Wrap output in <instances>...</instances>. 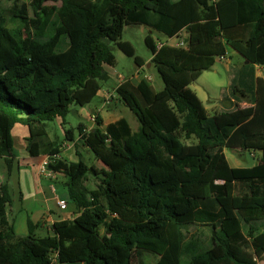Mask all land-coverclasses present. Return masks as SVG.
<instances>
[{
  "label": "trees",
  "instance_id": "1",
  "mask_svg": "<svg viewBox=\"0 0 264 264\" xmlns=\"http://www.w3.org/2000/svg\"><path fill=\"white\" fill-rule=\"evenodd\" d=\"M0 0V158L8 176L17 155L13 129L28 130L31 157L66 178L74 219L55 221L41 236L16 233L10 184L0 179V264H259L264 257V0ZM52 2V4H47ZM145 25L167 38L186 32L185 46L145 39L164 87L127 79L117 100L139 122L120 118L103 126L65 129L72 105L92 103L111 79L113 45L146 64L125 27ZM162 43L159 47L158 44ZM227 47L246 65L231 69L229 107L211 114L191 85ZM253 102L241 107V103ZM60 119L64 142L91 151L107 171L61 156L47 123ZM226 149L261 153L252 167H233ZM97 187L85 185L88 176ZM211 228L191 235L193 225ZM257 256V257H256Z\"/></svg>",
  "mask_w": 264,
  "mask_h": 264
},
{
  "label": "rangeland",
  "instance_id": "2",
  "mask_svg": "<svg viewBox=\"0 0 264 264\" xmlns=\"http://www.w3.org/2000/svg\"><path fill=\"white\" fill-rule=\"evenodd\" d=\"M1 8H6L11 5L10 0H1ZM29 2L30 0H22ZM47 4H52V2H48ZM186 34V33H185ZM147 36H151L155 40L159 39L161 42L169 43L171 45H177L181 40L185 41V36L180 38H167L162 34H159L155 31H152L145 25H129L125 27L123 32L122 41L129 42L135 49V53L137 56L144 59L147 65L144 66L143 70L148 74L151 78V83L156 91H160L164 87L163 80L160 74L157 71V68L151 62V51L148 49L145 43V39ZM159 41V42H160ZM230 48V47H229ZM232 49V48H231ZM113 52L116 55V65L114 67H107V71L111 74L112 78H117V75H121L123 78H117L116 82H122L127 79H134V74L137 69V66L132 57L127 56L123 51H121L117 46L113 45ZM226 58V59H225ZM227 60L231 62L230 70L226 69ZM246 65V61L244 58L237 52H234L232 55H226L223 58H219L215 60L214 65L208 71L203 72V76L199 77L197 81H195L190 87L192 90L196 91L198 95L204 101L205 106L208 107L211 114L217 113L221 111L222 108H226L230 106L228 101H224V97L229 96V85L231 82V69L240 70L242 66ZM258 73L263 76L264 79V70L262 68L258 69ZM111 80H108L104 83V87H108ZM117 83L115 84V86ZM105 102V101H104ZM253 103V102H252ZM251 102L241 103V107L251 106ZM97 115H100L104 123L113 122L120 118H126L133 130L136 132L139 128V122L134 116V114L130 111L128 107L123 105L120 101L114 98L111 99V103L103 105V99L101 93H99L92 103L87 106L80 107L77 105L71 106V111L66 117L65 129H73L76 134H78V126L80 124L88 125L90 120V127L95 126V122L92 118ZM88 127V128H90ZM104 128V126H102ZM47 131L51 137V139H58L59 141L64 142V129L57 120L53 122L47 123ZM28 131L25 126L16 125L13 129V137L15 142V153L19 159L18 164L16 163L14 176H12L11 184L13 185L11 188L12 195V211L16 216L20 209L23 208V217H20L19 221H17L18 231L20 233H27L26 225L27 218L31 219L35 224L40 220L42 213H45L48 209H51L53 214L62 213L65 211L60 210L57 206V198L63 200L68 203L71 207L73 203H71L69 198V191L64 181L66 178L63 175H57V180H51L48 177H45L43 174L41 178L42 183L46 186L45 194H40L39 200H33V197L29 199L27 198L24 202H21L20 199V189H19V176L18 169L21 167L23 169V180L25 176L30 183V188L28 189L29 193H33L34 186L33 184L39 178L35 174L33 177V172L35 165L41 160V157H31L27 149L25 148V143L22 140L23 136H27ZM26 142V141H25ZM65 143V144H64ZM64 146L60 148L61 150V158L66 161H77L79 156L77 152H79L83 159L90 165H95L98 167L100 171H107L106 167L96 159L94 154L89 151L86 147L82 146L79 143V146H74L73 142L65 141ZM226 155L230 161V164L233 167H252L258 163V159L261 156L260 152H255L252 150H231L226 149ZM30 158V159H29ZM47 157H43L41 164L46 160ZM29 159V160H28ZM28 160V161H26ZM30 164V165H26ZM32 164H34L32 166ZM19 167V168H18ZM41 171V169H40ZM48 173V171L46 172ZM54 174V173H52ZM6 176L5 179H8V170L4 162L0 159V176ZM99 180L89 175L87 180L85 181V185L89 189H94L97 187ZM54 186L56 191L50 189V187ZM58 217V216H57ZM23 218V219H22ZM24 224H21L23 222ZM23 229V230H22ZM38 235L45 236L49 234L45 229L39 228L36 229ZM211 228L206 225H193L190 227L191 235H200L206 237L210 234ZM257 257V256H256ZM142 259L145 264H157L160 257L156 254L150 252H144ZM259 264H264V257L260 254L257 257Z\"/></svg>",
  "mask_w": 264,
  "mask_h": 264
},
{
  "label": "crops",
  "instance_id": "3",
  "mask_svg": "<svg viewBox=\"0 0 264 264\" xmlns=\"http://www.w3.org/2000/svg\"><path fill=\"white\" fill-rule=\"evenodd\" d=\"M214 1V0H213ZM186 32H181L180 35L178 37H175V38H182L184 37L185 35V38L187 37V33L185 34ZM174 39V38H172ZM181 41V40H180ZM179 41V42H180ZM178 42V43H179ZM177 46V45H176ZM235 51L229 47H227V53L226 55H232ZM152 58V57H151ZM216 59H219V58H216ZM226 59V58H225ZM151 60V59H150ZM231 62L230 60L226 62V69L229 71L230 70V67H231ZM144 67L142 68H139L137 67L136 71H135V74L133 75L134 76V79L132 78V81L134 84H138L142 79H147V78H150L148 76V74L146 72H144L143 70ZM259 68H262L264 70V67L262 66H256L255 67V77L256 78H260L262 80L263 79V76L261 74L258 73V69ZM139 73V74H138ZM203 76V75H202ZM201 76V77H202ZM117 78H123L121 75H117ZM117 78H112L111 77V81L109 82V86L108 87H103V89L101 91H99V93H101V96H102V99H103V105H105V100L107 99V97H109L110 95H113L115 99H117V96H116V88L120 85L121 82L117 81ZM117 83V85L115 86V84ZM194 91V90H193ZM197 95L198 93L196 91H194ZM98 93V94H99ZM199 96V95H198ZM199 98L202 100V98L199 96ZM202 102L204 103V101L202 100ZM111 103V101H110ZM205 105V104H204ZM206 109L208 110V112H210V110L208 109L207 106H205ZM101 117V116H100ZM59 123H61V120L58 119L57 120ZM116 121V120H115ZM114 122V121H113ZM111 122H106L104 123V120H103V126L104 128L106 127L107 124H109ZM87 128L91 126L90 124V120H89V124L88 125H85ZM92 128V127H90ZM28 131V130H27ZM28 136V135H27ZM27 136H23L22 137V140L23 142L25 143V148H27V141H26V138ZM26 141V142H25ZM65 144V143H64ZM63 144V146H64ZM41 157V160L37 163V165H35V168H34V172H33V177H35V174L38 176V180L35 181V183L33 184L34 186V191L33 193H29L28 189L30 188V183L29 181L27 180V177L25 176L24 180H23V177H24V174H23V169H21V167L18 169V176H19V181H18V184H19V189H20V199H21V202H24L27 198L29 199V195L30 198L33 197V200H39L40 198V194H45V190H46V186L42 183V180L40 177H42L43 175L45 177H48L49 179L51 180H54L55 181L57 180V175L55 174H49V173H43L40 171L41 169V161L43 160V157H47V156H40ZM3 162L4 160L2 158H0ZM30 159V158H29ZM28 159V160H29ZM26 160V161H28ZM18 157L16 159V163L18 164ZM4 165H5V162H4ZM26 165H30V164H26ZM34 164H32L33 166ZM43 174V175H42ZM12 176H14V173L11 175V176H7L8 179H5L6 176L2 175L0 176V179L1 180H7L10 184V188H12V184H11V180H12ZM65 183V181H64ZM51 190L53 191H56V189L54 188V186L51 185L50 187ZM60 208V207H59ZM60 210L62 211H65L62 212V213H58V214H53L52 210L51 209H48L45 213H42V215H39L41 216L40 220L38 221V223L40 224V227L37 228V230L39 228H42V229H45L47 232H51L52 231V225L55 221H58V220H63V219H74L76 217V215L79 213V211L76 209V207L74 205H72L71 207L69 206V204L67 203L66 207L65 208H60ZM58 216V217H57ZM8 217L9 218H14V226H15V230H16V233L18 235H21V236H24V235H27L29 233V224H28V221H29V218H27V225H26V228H23V229H26L27 230V233H20L18 231V227H17V221H19L20 217H23V208L20 209L19 213L15 216L13 211H12V205L11 207H9V210H8ZM23 219V218H22ZM31 220V219H30ZM32 221V220H31ZM34 223V222H33ZM37 223V224H38ZM21 224H24V220L23 222H21ZM22 229V230H23ZM37 233V232H36Z\"/></svg>",
  "mask_w": 264,
  "mask_h": 264
},
{
  "label": "built area",
  "instance_id": "4",
  "mask_svg": "<svg viewBox=\"0 0 264 264\" xmlns=\"http://www.w3.org/2000/svg\"><path fill=\"white\" fill-rule=\"evenodd\" d=\"M161 42L158 44V46L160 47L161 46ZM185 41L182 40L180 41L177 46H185ZM139 74V73H138ZM151 80V78H148ZM123 82V81H122ZM113 95H110L109 97H107V99L105 100V104H109L111 99H112ZM92 120L95 122V117L92 118ZM61 158V156H58ZM48 163H49V158L47 157L46 160L42 163L41 165V172L43 173H46L48 171L49 174H52V172H50L48 169H47V166H48ZM67 205L66 202H64L63 200H60L59 198H57V206L60 207V208H65Z\"/></svg>",
  "mask_w": 264,
  "mask_h": 264
}]
</instances>
